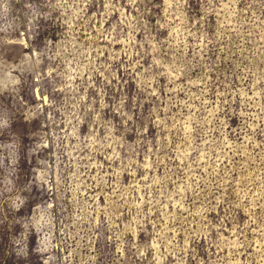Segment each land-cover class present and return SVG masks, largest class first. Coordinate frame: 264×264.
<instances>
[{
    "label": "rangeland",
    "instance_id": "obj_1",
    "mask_svg": "<svg viewBox=\"0 0 264 264\" xmlns=\"http://www.w3.org/2000/svg\"><path fill=\"white\" fill-rule=\"evenodd\" d=\"M0 264H264V0H0Z\"/></svg>",
    "mask_w": 264,
    "mask_h": 264
}]
</instances>
